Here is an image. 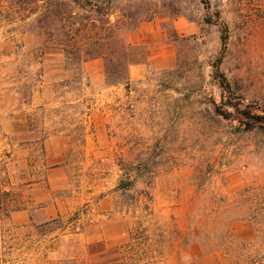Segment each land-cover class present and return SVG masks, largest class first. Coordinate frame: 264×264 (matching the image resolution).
I'll list each match as a JSON object with an SVG mask.
<instances>
[{"label":"rangeland","instance_id":"1","mask_svg":"<svg viewBox=\"0 0 264 264\" xmlns=\"http://www.w3.org/2000/svg\"><path fill=\"white\" fill-rule=\"evenodd\" d=\"M88 1L0 0V264H264V0Z\"/></svg>","mask_w":264,"mask_h":264},{"label":"trees","instance_id":"2","mask_svg":"<svg viewBox=\"0 0 264 264\" xmlns=\"http://www.w3.org/2000/svg\"><path fill=\"white\" fill-rule=\"evenodd\" d=\"M19 1V0H16ZM37 0H20L18 2L21 5L24 4H31L34 5L35 8L39 7L37 6ZM206 7H207V2ZM75 5L78 9H85V6L90 5V2L88 0H46L45 7L43 12L39 17L42 18V20L47 21H53L57 22L60 25V32L62 37L65 39L74 37L75 35L79 34L81 31H83V27L81 28L80 25H82L80 22H77L78 19H80V16L73 10ZM84 18V16H83ZM221 29H222V36H221V51L224 49L225 40H226V33H227V27L224 24V22H219ZM77 25V26H76ZM83 26V25H82ZM56 31V30H55ZM57 32H59L57 30ZM58 42L63 41V39L57 40ZM60 50L66 51L65 48H59ZM220 61V59L218 58ZM219 77V83L221 86L229 92V86L226 82L224 76L221 74ZM128 82L127 78L125 79V84ZM251 108L255 111H259L261 113H248L247 111H242L241 114L246 119L243 121V123L250 128H259L263 129L264 127V103L261 102H253L250 105ZM215 113L217 115H222L221 112L217 108H215ZM250 121V122H249ZM123 181H120V184ZM125 186H122L124 188ZM13 186L10 185L6 172L4 168L0 169V250L3 248L4 254L6 255L7 250L10 248V241L12 240L11 236L13 233V225L9 222V216L10 213L17 210L21 205V199L17 198L16 196L13 197ZM20 199V200H19ZM55 220H51L53 222ZM49 222H46L44 225L48 224ZM1 254V252H0Z\"/></svg>","mask_w":264,"mask_h":264},{"label":"crops","instance_id":"3","mask_svg":"<svg viewBox=\"0 0 264 264\" xmlns=\"http://www.w3.org/2000/svg\"><path fill=\"white\" fill-rule=\"evenodd\" d=\"M137 70V69H136Z\"/></svg>","mask_w":264,"mask_h":264}]
</instances>
